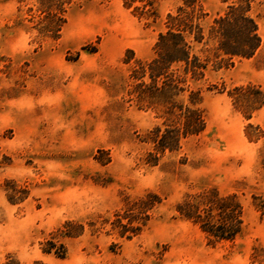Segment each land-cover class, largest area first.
Instances as JSON below:
<instances>
[{"label": "rangeland", "instance_id": "1", "mask_svg": "<svg viewBox=\"0 0 264 264\" xmlns=\"http://www.w3.org/2000/svg\"><path fill=\"white\" fill-rule=\"evenodd\" d=\"M149 1L150 17L141 0H72L55 37L38 0H0V264H264V0L251 58L195 44L205 129L164 152V110L139 102L131 76L182 0ZM234 1L201 0L206 34ZM210 189L241 206L234 240L211 242L177 210Z\"/></svg>", "mask_w": 264, "mask_h": 264}, {"label": "trees", "instance_id": "2", "mask_svg": "<svg viewBox=\"0 0 264 264\" xmlns=\"http://www.w3.org/2000/svg\"><path fill=\"white\" fill-rule=\"evenodd\" d=\"M38 1L39 10L44 13L45 30L58 37L65 23V5L72 0ZM134 1L126 0V4L130 6ZM141 1L144 2L143 13L149 17L154 15L151 1ZM255 1L235 0L224 15L213 21L206 34L200 22L203 17L201 0H182L177 13L168 16L169 28L159 34L153 58L136 61L131 76L133 93L137 94L141 104L162 107L166 118L164 130L160 127L153 131L152 142L157 152L177 150L182 138L199 134L205 129L203 111L198 107L202 102L201 91H195L191 85L204 77L209 61H203L195 54V44L213 43L220 62L251 58L261 48L263 40L259 27L249 14ZM59 13H63V17ZM186 92H190V106L183 107V112L177 114L176 109L182 110V106L176 103L177 97ZM257 92L264 104V93L259 89ZM243 96L246 97V94ZM177 210L181 216L199 224L211 242L234 240L242 231V210L235 195L220 196L216 189H210L189 197ZM50 245L56 246L53 243ZM52 248L43 249V252L51 253ZM55 254L61 258L64 256L63 251H56ZM33 264L48 263L38 260Z\"/></svg>", "mask_w": 264, "mask_h": 264}]
</instances>
